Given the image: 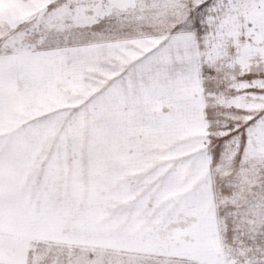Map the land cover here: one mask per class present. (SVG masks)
Segmentation results:
<instances>
[{"label":"snow or ice","instance_id":"6c2138e0","mask_svg":"<svg viewBox=\"0 0 264 264\" xmlns=\"http://www.w3.org/2000/svg\"><path fill=\"white\" fill-rule=\"evenodd\" d=\"M0 264H264V0H0Z\"/></svg>","mask_w":264,"mask_h":264}]
</instances>
